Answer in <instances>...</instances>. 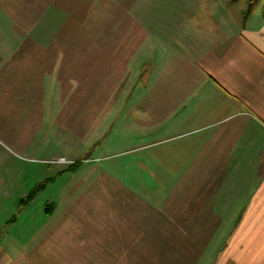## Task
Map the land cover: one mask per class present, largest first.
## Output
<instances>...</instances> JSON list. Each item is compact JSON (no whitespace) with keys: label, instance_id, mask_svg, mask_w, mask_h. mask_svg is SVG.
<instances>
[{"label":"crops","instance_id":"crops-1","mask_svg":"<svg viewBox=\"0 0 264 264\" xmlns=\"http://www.w3.org/2000/svg\"><path fill=\"white\" fill-rule=\"evenodd\" d=\"M14 1L0 0L4 20ZM130 11L138 29L105 38L117 45L99 61L114 79L99 84L94 101L77 102L79 89L46 77L57 52L27 51L25 35L0 40L5 104L15 99L27 114L40 110L34 121L66 127L79 152L119 148L112 154L129 153L135 171L177 176L171 187L191 179L199 186L201 178L195 201L207 202L209 214L200 217L214 221L211 234L225 236L214 264H264V0H136ZM76 105L85 113L82 127ZM63 107L69 110L60 123Z\"/></svg>","mask_w":264,"mask_h":264},{"label":"rangeland","instance_id":"rangeland-1","mask_svg":"<svg viewBox=\"0 0 264 264\" xmlns=\"http://www.w3.org/2000/svg\"><path fill=\"white\" fill-rule=\"evenodd\" d=\"M134 1L16 0L11 16L0 17V40L25 35L27 51L57 52V67L46 77L79 89L73 92L77 102L81 97L94 101L99 84L114 79V73L105 77L99 61L117 45L105 38L138 29L131 19ZM36 36L57 42L37 43ZM72 62L75 69L68 72ZM31 72L27 82L34 79ZM4 96L0 91V264H214L225 236L211 234L214 221L200 217L209 214L207 202L195 201L201 178L199 186L191 179L171 187L177 176L153 172L152 178L147 171H135L129 153L112 154L119 148L79 152L77 137L66 127L54 130L56 125L47 121L35 122L41 120L40 110L27 106V114L15 99L5 104ZM74 109L82 127L83 107ZM65 110L60 123L66 122ZM97 110L90 107L92 119ZM73 162L75 167L65 171ZM48 178L53 180L20 205Z\"/></svg>","mask_w":264,"mask_h":264},{"label":"trees","instance_id":"trees-1","mask_svg":"<svg viewBox=\"0 0 264 264\" xmlns=\"http://www.w3.org/2000/svg\"><path fill=\"white\" fill-rule=\"evenodd\" d=\"M76 162H73L72 164H70L67 169H65V171H68L70 169H73L75 167V164ZM64 171V170H62ZM53 179L52 178H48V179H45L44 181L40 182L39 184L36 185V189L34 188L27 196L26 198L22 199L21 202H20V205L22 204L23 206L28 203V201H31V199H33V197L35 196V194L39 191L40 188L44 187L45 185H47L49 182H51Z\"/></svg>","mask_w":264,"mask_h":264},{"label":"built area","instance_id":"built-area-1","mask_svg":"<svg viewBox=\"0 0 264 264\" xmlns=\"http://www.w3.org/2000/svg\"><path fill=\"white\" fill-rule=\"evenodd\" d=\"M59 161H64V158H62V157H61V158H59Z\"/></svg>","mask_w":264,"mask_h":264}]
</instances>
